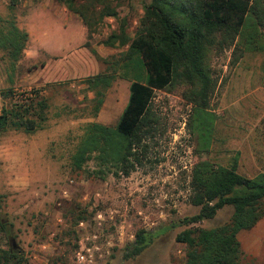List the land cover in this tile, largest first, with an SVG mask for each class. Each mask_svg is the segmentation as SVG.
Segmentation results:
<instances>
[{"label":"rangeland","instance_id":"rangeland-1","mask_svg":"<svg viewBox=\"0 0 264 264\" xmlns=\"http://www.w3.org/2000/svg\"><path fill=\"white\" fill-rule=\"evenodd\" d=\"M147 1L111 0L117 15L105 17L87 38L81 18L56 0H0L4 32L12 23L27 31L34 11L51 6L61 10L67 27L62 30L57 18L38 20L44 42L29 40L15 63L0 47V113L22 105L36 119L31 132L0 130V218L11 223L9 236L0 232V250L21 249L23 264H185L186 246L176 235L189 227L222 226L233 212L226 205L211 219L179 223L199 211L189 201L193 165L209 160L227 166L238 158L237 172L264 173L262 26L251 39L244 35L230 46L223 41L210 48L206 63L215 87L207 111L195 108L186 81L155 90L150 127L129 174L101 161L99 150L80 169L74 166L80 143L96 132L92 124L114 127L130 82L146 80L136 57L124 66L120 61L128 44L104 40L122 25L133 38ZM105 72L114 75L109 87L88 81ZM99 91L103 101L95 111ZM141 229L150 242L132 255ZM237 238L238 264H264V215Z\"/></svg>","mask_w":264,"mask_h":264},{"label":"trees","instance_id":"trees-1","mask_svg":"<svg viewBox=\"0 0 264 264\" xmlns=\"http://www.w3.org/2000/svg\"><path fill=\"white\" fill-rule=\"evenodd\" d=\"M56 1L81 18L87 38L105 17L117 15L111 0ZM259 26L264 27V0H148L133 38L122 25L104 40L111 46L128 44L119 59L124 66L136 57L146 72V80L130 82L128 101L114 127L92 124L96 132L86 134L80 143L74 166L80 169L89 153L99 150L101 161L111 162L123 174H129L138 162L137 149L142 136L150 127L148 112L155 90L177 79L186 81L191 85L195 108L207 111L215 87L206 63L210 48L223 41L230 46L244 35L251 39L258 34ZM11 28L7 32L0 28V47L15 63L23 56L28 33L16 23ZM113 78V74L105 72L95 74L88 81L105 89ZM95 100L96 111L102 104L103 91L98 92ZM38 104L42 109L45 107L43 102ZM28 114V108L22 105L2 108L0 130L13 127L33 131L36 119ZM237 159L227 166L200 160L191 169L189 201L199 206V211L181 218L179 223L188 225L211 219L226 205H231L233 212L222 226L189 227L176 235V240L186 246L185 264H238V232L250 229L264 215V173L249 177L237 172ZM0 232L9 236L11 223L0 218ZM150 239L151 235L138 230L130 254H139ZM24 262L21 249L12 245L0 250V264Z\"/></svg>","mask_w":264,"mask_h":264},{"label":"crops","instance_id":"crops-1","mask_svg":"<svg viewBox=\"0 0 264 264\" xmlns=\"http://www.w3.org/2000/svg\"><path fill=\"white\" fill-rule=\"evenodd\" d=\"M45 10V11H43ZM37 11V10H36ZM34 11L33 13V17L32 19H30L28 21V29H27V33H28V41L30 40V42L34 41L36 42V40H39L41 42H44L41 37H40V33H39V25H38V20H41V19H44V20H47V21H51V22H55V18L59 19V22H60V28H62V30L64 28H67L65 26H63V24L61 23V10L56 7V6H51L49 8H41L40 11L38 12L39 14H36L37 12ZM49 19V20H48ZM73 20L75 18H72ZM66 24L69 25V23L72 21L71 18L69 19V17L65 20ZM75 22H76V19H75ZM79 23V21L77 22ZM43 29V28H42ZM26 31V30H25ZM35 33V35H34ZM37 36V38L35 37ZM27 41V42H28ZM27 44V43H26ZM241 160V159H240ZM240 160H239V164L238 166L240 165ZM242 174V173H241ZM245 175V174H244ZM248 176V175H247ZM249 177H253V176H249Z\"/></svg>","mask_w":264,"mask_h":264}]
</instances>
